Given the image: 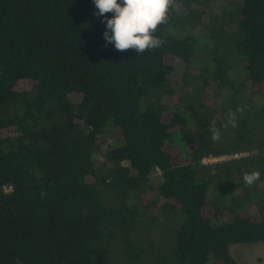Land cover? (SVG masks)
I'll return each instance as SVG.
<instances>
[{"label": "trees", "instance_id": "1", "mask_svg": "<svg viewBox=\"0 0 264 264\" xmlns=\"http://www.w3.org/2000/svg\"><path fill=\"white\" fill-rule=\"evenodd\" d=\"M205 1L171 0L156 31L161 46L137 54L105 42L92 0H0V264H109L113 240L141 249L138 235L154 238L170 213L181 214L171 264H239L232 245L264 242V198L255 217L237 208L264 186V0H238L235 16L210 17L211 70L189 91L196 42L167 32L198 26ZM230 41L229 63L222 49ZM168 57L180 60L185 90L171 108L162 103L176 96ZM238 64L240 85L230 75ZM210 85L211 108L201 100ZM112 130L120 144L106 148ZM177 136L186 159L174 165L167 146ZM224 157L232 159L203 163ZM252 171L260 177L249 186L242 176ZM210 187L230 203L207 202ZM208 206L214 219H233L215 225Z\"/></svg>", "mask_w": 264, "mask_h": 264}, {"label": "rangeland", "instance_id": "2", "mask_svg": "<svg viewBox=\"0 0 264 264\" xmlns=\"http://www.w3.org/2000/svg\"><path fill=\"white\" fill-rule=\"evenodd\" d=\"M181 2H185L187 0H179ZM238 7V0H206L205 1V19L201 20L200 24L197 26V20H194L191 23H186L176 28H169L168 34L176 37V38H184V37H191L195 40V55L190 64V74L187 76L185 82L186 86L194 85L198 82L200 85L201 80L205 78L207 73L211 70V59L213 58L214 47L217 43L216 40L211 41L208 37L205 38L206 34V26L208 25L209 19L211 16L216 17L219 16L223 11L226 14V17H231L232 15L235 16L237 13ZM208 18V19H207ZM224 29L227 32H231L235 29V23L233 20L224 21ZM229 35V34H228ZM227 36V35H226ZM221 35H219L218 39L221 41ZM231 41L228 44H224L222 52H228L225 59L227 61H232L236 58L233 55L232 49L230 46ZM226 54V53H225ZM234 57H231V56ZM167 64H172L175 67V71L173 72L170 82L173 85L174 91L176 96H172L162 99V103L167 107H172V105L176 102L177 96H181V94L185 93V90L181 84V69L182 66L180 65V60L168 57L165 59ZM208 63L210 68L208 67ZM209 68L208 71H206ZM195 75V79L192 80L193 74ZM242 73V74H241ZM235 77L236 82L238 85L242 82L239 79V76H244V72L242 71L241 64L235 66L233 71L231 70L230 75ZM189 91H191V86H188ZM260 87L247 89V94H250L253 90H259ZM193 90V89H192ZM216 92V88L214 85H210L208 88L204 90L202 93V103L211 108L213 105L216 104L217 100L214 98ZM194 90V94H195ZM196 95L192 98L194 102H197L195 98ZM192 101V102H193ZM170 112L167 111L165 113L164 120L167 121L170 118ZM105 142L106 148L110 146L119 145L120 144V137L117 130L109 131L103 137ZM167 150L172 154V160L174 165L182 164L185 159V149L183 144L177 136L175 138V142L169 146H167ZM244 155H238L235 158L242 157ZM232 158L224 157L220 159H208L204 160V164H211L221 161H227ZM161 182V176L158 171H154L151 174V183L154 186L159 185ZM255 191V193H254ZM251 190L250 195L243 196L239 198L238 202V210L244 211V213L248 216L255 217L258 214L259 206L261 200L264 198V186L259 185L257 186L256 190ZM230 195L227 192L218 191L213 187H210L208 192L206 193V200L209 203L225 206L227 203H230ZM203 214L209 218H213L215 225H219L222 222H228L233 219V215L230 212H224L221 214L217 219H214L213 210L210 206L204 208ZM160 219V224L158 226L159 231L158 233L154 232L157 237L152 239L150 235H142L139 234L138 236L143 237V247L144 252H140L141 249L139 248H132L130 253L126 250L124 244L120 243L118 240H113L109 247V264H171L174 259V246H173V236L176 229L181 222V214H165V218L162 220ZM154 240V241H153ZM149 242H152V246H149ZM149 251V252H148ZM129 255V256H128ZM231 255L236 258L242 264H264V242L254 243V244H235L231 247ZM163 257L165 259H163ZM209 264H219L215 261L210 262Z\"/></svg>", "mask_w": 264, "mask_h": 264}, {"label": "clouds", "instance_id": "3", "mask_svg": "<svg viewBox=\"0 0 264 264\" xmlns=\"http://www.w3.org/2000/svg\"><path fill=\"white\" fill-rule=\"evenodd\" d=\"M171 0H92L96 9L93 15L104 24L103 39L119 51L134 50L137 54L161 46L156 35L159 25L166 23ZM111 13V16H107ZM236 127L234 118L230 120ZM214 141L220 139L216 128L209 129ZM260 177L259 171L246 172L242 180L253 185Z\"/></svg>", "mask_w": 264, "mask_h": 264}, {"label": "crops", "instance_id": "4", "mask_svg": "<svg viewBox=\"0 0 264 264\" xmlns=\"http://www.w3.org/2000/svg\"><path fill=\"white\" fill-rule=\"evenodd\" d=\"M234 258V257H233ZM239 264H242L241 262H239L236 258H234Z\"/></svg>", "mask_w": 264, "mask_h": 264}, {"label": "built area", "instance_id": "5", "mask_svg": "<svg viewBox=\"0 0 264 264\" xmlns=\"http://www.w3.org/2000/svg\"><path fill=\"white\" fill-rule=\"evenodd\" d=\"M234 157H236V156H234ZM214 160H216V159H214Z\"/></svg>", "mask_w": 264, "mask_h": 264}]
</instances>
